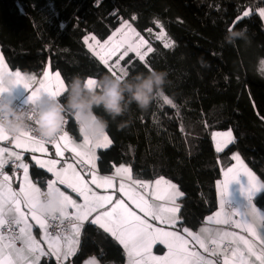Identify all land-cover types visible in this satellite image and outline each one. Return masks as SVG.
Wrapping results in <instances>:
<instances>
[{
  "label": "trees",
  "instance_id": "obj_1",
  "mask_svg": "<svg viewBox=\"0 0 264 264\" xmlns=\"http://www.w3.org/2000/svg\"><path fill=\"white\" fill-rule=\"evenodd\" d=\"M262 10L264 0H0V50L10 68L22 72L39 73L47 64L60 73L66 89L74 76L94 77L96 83L113 76L86 49L85 39L97 53L123 24L122 31L143 40L139 51L147 53L145 61L129 52L120 61L128 71L121 79L156 70L167 74L166 83L147 110L132 104L113 119L96 109L108 121L110 140L97 149L96 167L109 174L126 164L136 179L174 182L182 192L178 224L194 229L216 207L215 181L233 152L264 182ZM234 30L246 39L227 43L226 33ZM66 117L68 132L78 137L77 121L70 113ZM226 129L232 141L217 151L211 133ZM30 172L47 174L34 166ZM254 203L264 208V190ZM88 256L100 264H124L119 243L90 221L71 264Z\"/></svg>",
  "mask_w": 264,
  "mask_h": 264
},
{
  "label": "snow or ice",
  "instance_id": "obj_2",
  "mask_svg": "<svg viewBox=\"0 0 264 264\" xmlns=\"http://www.w3.org/2000/svg\"><path fill=\"white\" fill-rule=\"evenodd\" d=\"M245 15H247V13H245ZM261 15L264 16V10L261 11ZM131 31L134 32V29ZM125 43H127V48L118 56L114 63L110 64V57L115 55L117 50ZM141 43H143V41H141ZM108 44H111V38L105 45H101L100 47L103 49L107 47ZM152 51V48H148V53ZM129 52H135L140 61H145L147 53L142 54L139 51V46H134L127 41V38L111 47L107 55H100L98 52L96 55L114 77L122 78L128 75V71L127 68L120 67V61H123L125 57L128 56ZM117 69H119V73ZM5 75L11 77L10 86L22 85L26 90L29 89V83L27 81L30 78L21 76L19 72L15 73L14 77L12 74L0 72V78H3ZM44 77L45 79L40 81L39 88L31 91V94L28 95V102L34 103L42 93L51 96H60L65 91V83L61 79L60 73H56L54 77L50 78L48 72H45ZM49 79L55 80L56 82L53 88H50L47 83ZM95 84L96 81L92 78H88L86 81L88 87H94ZM4 91H6V89L0 88V94ZM67 122L68 121L65 120L64 123L67 124ZM31 132H33L32 129L21 131L17 135L12 136V139L18 147L30 149L33 152L39 151L41 153H46L47 149L45 144L51 142L55 146V155L57 157H64L66 151L74 153L77 158L75 163H66V166L59 170L57 169V165L60 164L61 161L57 159H37L36 164L41 168H46L49 173H52L60 185H64L66 188L71 189L72 192L77 193L78 196L83 199V204H77L76 201L72 200L70 196L65 195V193L56 186V182L50 181L47 186V192L49 194H58L59 207L54 210L51 215L45 216L39 214L35 209L39 202L41 190L35 187L29 180L28 165L22 162L20 155L14 152L8 153L9 158L14 156L16 161H21L18 167L22 168L24 171V185L19 192H14L9 184V177L4 175L3 172L4 165L9 161L4 157L5 149L0 148V264H21V262L25 260V251L34 257L32 264H39L40 257L45 254L39 244L31 237V226L27 222L28 214L31 215L32 219L35 220L42 229H45L44 240L48 243L52 253L57 256V259H60L61 256L67 258L73 254L75 245L78 243L75 237L80 234L84 222L89 221V218L93 217V214H95L94 218L90 219V223L98 225L105 233H110L111 236L124 246L128 252L129 264H211L210 261L205 260L198 253L189 252L185 246L186 242L175 232L154 227L153 224L149 222V218H151L152 221L161 222L165 221L166 216L171 219V214L177 211L175 207L166 208L163 204L158 205L150 203L145 199L144 195L137 196L136 193L126 190L123 182L119 185V192L126 195L131 203H128L123 198L114 200L113 194H109L107 191L115 187L112 177H100L89 173L91 175V181L89 182L82 172L77 170L78 167L82 168L84 165L95 167L92 149L95 147H108L110 140L107 135H101L95 142H92L91 139L86 136L85 143L83 145H78L73 143L68 133L63 131V129L51 140L35 137L30 134ZM6 139H8V134L0 130V140ZM89 145L91 146L89 147ZM217 151H221L220 147H217ZM235 158L239 162V171H234L232 168L228 169V174L232 175L229 176L226 174V179L223 182V190L221 193L222 204L225 203L224 197L228 194L229 184L236 181L239 175H244L247 178V187L243 189V191L248 200L250 213L255 217L256 209L252 206V198L261 189H264V184L258 185L256 177L244 167L240 158L238 156ZM128 173L129 169L120 168L117 169L116 175ZM162 183L166 182L162 180L156 181L157 188L150 193L153 199H166L170 202H174L175 197L179 195V193L175 191V186L167 184V192H163L159 188ZM90 184L95 185L98 189H104L105 194L94 192ZM140 187L148 188L149 185L141 184ZM132 205H135V208H133ZM22 208H27L28 213L26 214ZM69 208L74 209V212L69 214ZM135 209H139V212L143 215H139ZM45 217L50 218L52 221L59 219L61 223H63L65 219L72 222V234L63 235V244L61 243L62 233H57V235L52 236L47 232ZM216 217L217 223H228L231 218L230 214L223 212L217 213ZM220 217L223 218L220 219ZM209 219L212 218L210 217ZM13 225L19 227V236L13 239H21L25 245L24 249H17L13 239H9L8 242H5L6 237L3 234L4 229L7 227L9 231H14ZM244 228L251 236L259 238L261 244L264 245V235H261V233L257 231L253 223L246 222ZM261 228L264 229V225H261ZM229 238L234 243H243L247 249L248 255L256 254L254 245L243 237L236 236L235 233L224 232L221 234L217 232L214 236L210 235L207 237L212 244H217L218 240L223 241ZM193 239L197 240L206 251L208 250L205 241L199 236H193ZM157 243L165 244L168 247L169 252L167 256L156 257L151 254L152 246ZM213 255H215V252H213ZM233 255L237 257L238 264H247L243 255L236 251L233 252ZM257 259L260 260V264H264V251L257 256ZM224 264H229V261L226 259Z\"/></svg>",
  "mask_w": 264,
  "mask_h": 264
},
{
  "label": "crops",
  "instance_id": "obj_3",
  "mask_svg": "<svg viewBox=\"0 0 264 264\" xmlns=\"http://www.w3.org/2000/svg\"><path fill=\"white\" fill-rule=\"evenodd\" d=\"M0 72H3L5 74H12L13 77L15 76V73L19 72L21 76L30 78L27 81L29 83L28 90H26L22 85H15L10 90L11 91V94L9 96L10 99H21L24 102H28L27 97L28 95L31 94V91H34L37 88H39L40 81L45 79L44 77L45 72H48L50 78L54 77L56 73H59L57 70L51 69L47 64L39 73L22 72V71H19L18 69L10 68V66L6 63L1 50H0ZM47 83L50 88H53L56 84L55 80H52V79H49ZM3 95H8V94H3ZM76 123L78 127L79 136L75 137L70 132H67V133L69 135V138L73 141V143L78 144V145H83L85 143V137L87 135L83 133L78 122ZM91 141L94 142L93 139H91ZM90 146L91 145H89V147ZM45 147L47 149L46 153H41L39 151L33 152L30 149L18 147L16 143L13 141L12 137H10V139L0 140V148L5 149L4 157L8 159V161L10 160L15 161L17 166L21 163V161H16L14 156L11 158L8 157L9 152H14L20 155L21 160L24 164L28 165L29 180L32 182V184L35 187L39 188L41 191H47L48 183L50 181H54L56 182V186L61 191H63L65 195L70 196V198L76 201L77 204H83V199L79 197L77 193L72 192L71 189L66 188L64 185H60L59 182L56 180V177L52 173H49L46 168H41L39 165L36 164L37 159H41V160L57 159L61 161V163L57 165V169L59 170L60 168L66 166V163H75L77 158L75 157L74 153L66 151L64 157H57L55 155L56 149H55L54 144L52 145L45 144ZM99 148L101 147H95L92 149L93 154H94L93 163L95 167L88 165V169L86 171L80 170L79 167L77 168V170L81 171L82 174L87 178L89 182L91 181V175L89 173L98 175L100 177H112L113 184L115 187L108 189L107 191L109 194H113L114 200L123 198L128 203H131V201L128 200V197L126 195H123L119 192V185L120 183L123 182L125 184L126 190L136 193L137 196L144 195L145 199H147L150 203H154L158 205L163 204L166 208L175 207L177 211L171 214V219H169L166 216L165 221L161 222V221H152L151 218H149V222L152 223L154 227L161 228L165 231L175 232L178 236L182 237V239L186 242L185 246L189 252L198 253L205 260L210 261L211 264H224L226 259L229 261V264H238L237 257L233 255L234 251L243 255L247 264H260V260L257 259V256L260 255L262 251H264V245L261 244V241L259 238L251 236L248 233V231L245 230L244 225L246 222H251L256 226L257 231L260 232L261 235H264V229L261 228V225H264V219H262L264 218V208H260L256 206V204L254 203V197L258 193L262 192L264 189H261L252 198V206H254L256 209L255 217H253L250 213V209L248 206V200L243 191V189L247 187V178L244 175H239L236 181H233L229 184L228 194L226 197H224L225 203L222 204L221 193L223 190V182L226 179V174H228V169L232 168L234 169V171H239V162L235 158L237 156L240 158V161L243 162L244 167L256 177L258 185L264 184L261 178L248 166V164L240 157L237 151L232 153L231 163L221 168L220 175L215 181L216 207L202 218V220L200 221L199 225L196 228L192 229L188 226L178 224L180 221L179 209H180V198L182 197V192L176 186L174 182L170 181L169 179L163 178V177H158V178H154L151 180L136 179L132 177L130 168L126 164L115 165L111 173L102 174L98 172L97 167H96V161H95L97 149ZM215 149L217 150L216 147ZM6 164L4 165V167L6 166ZM31 166L44 170L47 173L46 176L35 177L30 172ZM120 168L129 169V173L123 174V175H116L117 169H120ZM20 169H21V173L19 174L18 182L16 184L19 189L18 191H16V189L11 185L13 181L12 175L9 172L5 173V175L9 177V184L11 185V188L14 192H19L21 187L24 185V171L22 168ZM228 175L231 176L232 174H228ZM157 180H162L163 182H166V183H162L159 186V188L163 192H167V184H171L175 186V191L178 192L179 195L175 197L174 202H170L166 199L165 200H154L153 199L150 193L151 191L156 190ZM141 184H147L149 185V187L142 188L140 187ZM90 187L92 188L94 192L98 194H105L104 189H98L96 188L95 185H91V184H90ZM228 203L231 204V208L229 209L227 208ZM132 207L135 208V205H132ZM22 210L26 214L28 213L27 208H22ZM135 210L137 211L139 215L141 216L143 215L142 213L139 212V209H135ZM68 212L69 214H71L72 212H74V209L69 208ZM220 212L230 214L231 218L228 223H217L216 222V219H217L216 214ZM94 215L95 214H93V217L91 218H94ZM210 217L212 219H209ZM91 218H89V221ZM222 218L223 217H220V219ZM27 222L31 226V233H30L31 237L39 244L40 248L43 249L45 253L43 256L40 257L39 263L49 258V259H53L54 261H56V264H71V258L75 254L77 247H78L80 234L75 237L78 243L75 245V251L73 252V254L68 256L67 258H64L63 256H61L60 259H57V256L52 253V251L49 248L48 243L44 240L45 229H42L39 226V224H37L36 221L32 219L30 214L27 215ZM86 222L87 221H85L84 223ZM82 228L83 226L81 227V231H82ZM17 229L19 232V227H17ZM217 232L221 234L224 232L235 233L236 236L243 237L244 239L248 240L252 245H254V251L256 254L248 255L247 249L245 248L243 243H234L232 242L230 238L223 240V241L218 240L217 244H212L210 239H207V237H209L210 235L214 236ZM70 234H72L71 225L69 227L68 232L64 235H70ZM193 236H199L201 239H203L205 241V244L208 250L206 251L205 248H202L200 243L197 240L193 239ZM62 237L63 236H61V243H63ZM116 242L119 243L118 240H116ZM224 243L229 244L228 251L222 247ZM14 245L17 249L25 248V245L21 239H19V244H14ZM119 245L122 247V250L124 252V264H129V257H128L127 250L124 248L122 244L119 243ZM168 252H169V249L165 244H159V243L154 244L151 249V254L156 257H165L168 255ZM213 252H215V255H213ZM33 259L34 257L28 254L27 251H25V260H23L21 264H32ZM82 264H100V261L95 256H88L82 262Z\"/></svg>",
  "mask_w": 264,
  "mask_h": 264
},
{
  "label": "clouds",
  "instance_id": "obj_4",
  "mask_svg": "<svg viewBox=\"0 0 264 264\" xmlns=\"http://www.w3.org/2000/svg\"><path fill=\"white\" fill-rule=\"evenodd\" d=\"M241 39H246L242 31L225 35L227 43ZM166 78L165 72L156 70L138 73L131 79L106 75L94 87H88L81 77L74 76L60 96L42 93L34 103L19 109L9 98L11 77L4 76L0 78V88L6 89L0 94V130L12 137L32 129L39 138L51 140L63 129L66 115L70 113L85 135L97 139L105 133L108 121L98 116L96 109H103L113 119L124 115L132 104L147 110ZM58 207V194L41 191L35 209L39 214L51 215Z\"/></svg>",
  "mask_w": 264,
  "mask_h": 264
},
{
  "label": "built area",
  "instance_id": "obj_5",
  "mask_svg": "<svg viewBox=\"0 0 264 264\" xmlns=\"http://www.w3.org/2000/svg\"><path fill=\"white\" fill-rule=\"evenodd\" d=\"M13 101V104H14V107H17L19 109H24L27 107V105L29 104V102H24L22 101L21 99H11ZM67 117H66V119ZM63 131H66L68 132V122L67 124L64 123V126H63ZM31 135L35 136V137H38L34 132H31L30 133ZM8 139H10V136H8ZM57 140H58V137H57ZM48 145H52L53 143L49 142V143H46ZM80 170L82 171H86L88 169V165H84L82 168L79 167ZM3 172H4V175L5 173L9 172L11 175H12V183L11 185L16 189V191H18V187H17V182H18V177H19V174L21 173V169L16 165L15 162H13V160H10L6 166L4 167L3 169ZM227 208H231V204L228 203L227 204ZM45 221H46V230L47 232L50 234V235H57V233H62V236L64 234H66L69 230V227L71 225L72 222H70L69 220L65 219L63 221V223H61V221L59 219L55 220V221H52L50 218L48 217H45L44 218ZM13 229L14 231H9L7 229V227L4 229V235L6 237V242H8L9 239H13L14 237L16 236H19V232H18V229L15 225H13ZM13 242L14 244H19V239H13ZM63 244V243H62ZM211 247V246H209ZM225 250H229V244L228 243H224L223 246H222ZM47 260H50L49 258H47Z\"/></svg>",
  "mask_w": 264,
  "mask_h": 264
},
{
  "label": "rangeland",
  "instance_id": "obj_6",
  "mask_svg": "<svg viewBox=\"0 0 264 264\" xmlns=\"http://www.w3.org/2000/svg\"><path fill=\"white\" fill-rule=\"evenodd\" d=\"M125 31H129V30L125 29ZM130 35H131L132 41H135V42L138 44L139 48H140L142 51H144V49L142 48L144 41L141 40L140 38H138V36H135L133 33H130ZM141 41H143V43H141ZM117 44H119V42L116 41V39H112V40H111V44H108L107 47H105V48L102 49V48L100 47V45H98V46H97V50H98V52L100 53V55H107L108 52L110 51L111 47H113V46H115V45H117ZM104 45H105V44H104ZM125 48H126V47H124V46L120 47V48L117 50L116 54L113 55V56H111L110 58H113V60H114V62H115L116 59L118 58L117 56H119L121 53H123L124 50H125ZM114 62H113V63H114ZM88 78H92V79H94V80L96 81V79H95L94 77H87V78L84 80L85 83H86V81H87ZM229 133H230V135H229ZM104 134L107 135L106 132H105ZM107 136H108V135H107ZM211 137H212V139H213V143H214L215 147H216V148H217V147H220L221 150H222L223 148H225V147H226V146L232 141V138H233V137H232V131H231L230 129H226V130H214V131L211 133ZM93 140H94V142H95L96 139H93ZM101 148H106V147H101ZM95 161H96V159H95Z\"/></svg>",
  "mask_w": 264,
  "mask_h": 264
},
{
  "label": "water",
  "instance_id": "obj_7",
  "mask_svg": "<svg viewBox=\"0 0 264 264\" xmlns=\"http://www.w3.org/2000/svg\"><path fill=\"white\" fill-rule=\"evenodd\" d=\"M123 28V24H120L118 27H116L111 33H109V35L106 37L105 41H109L110 38L112 39H116L118 42H120L121 40H124L125 38H127V41L132 43L134 46H138V44L135 41H132L131 35H130V31H122ZM95 43H98V40L93 38ZM85 43V47L86 49L95 57L98 58V56L96 55V51L94 50V48L90 45L88 40H84ZM103 43V42H102ZM102 45V44H101ZM123 46H125L127 48V43H125ZM132 54H134L136 56L135 52H131ZM137 57V56H136ZM138 58V57H137ZM139 59V58H138Z\"/></svg>",
  "mask_w": 264,
  "mask_h": 264
}]
</instances>
